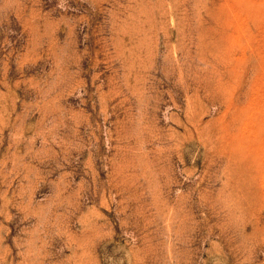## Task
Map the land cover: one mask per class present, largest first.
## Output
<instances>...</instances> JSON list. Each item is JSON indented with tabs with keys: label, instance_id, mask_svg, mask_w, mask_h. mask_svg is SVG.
Listing matches in <instances>:
<instances>
[{
	"label": "rangeland",
	"instance_id": "1",
	"mask_svg": "<svg viewBox=\"0 0 264 264\" xmlns=\"http://www.w3.org/2000/svg\"><path fill=\"white\" fill-rule=\"evenodd\" d=\"M0 264H264V0H0Z\"/></svg>",
	"mask_w": 264,
	"mask_h": 264
}]
</instances>
